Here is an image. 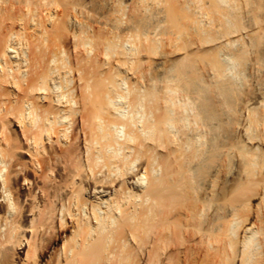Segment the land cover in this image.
Here are the masks:
<instances>
[{"label": "bare ground", "instance_id": "1", "mask_svg": "<svg viewBox=\"0 0 264 264\" xmlns=\"http://www.w3.org/2000/svg\"><path fill=\"white\" fill-rule=\"evenodd\" d=\"M0 264H264V0H0Z\"/></svg>", "mask_w": 264, "mask_h": 264}]
</instances>
